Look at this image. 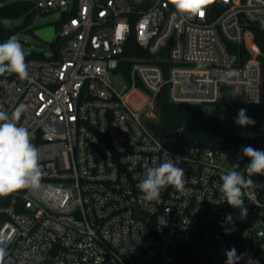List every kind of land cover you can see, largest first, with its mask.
Masks as SVG:
<instances>
[{
  "label": "built area",
  "instance_id": "2783aa9c",
  "mask_svg": "<svg viewBox=\"0 0 264 264\" xmlns=\"http://www.w3.org/2000/svg\"><path fill=\"white\" fill-rule=\"evenodd\" d=\"M33 1L38 15L61 14L53 51L26 55L27 80L0 76V107L28 105L17 123L32 134L43 177L38 190L0 196L3 264H183L194 228L208 264H226L232 248L264 251V176L245 190L246 216L218 190L235 165L247 175L249 158L198 145L178 154L148 126L163 90L172 103H260L264 53L252 28L264 30V0H214L203 20L171 0ZM131 35L141 53L126 57ZM219 111L233 120L226 105ZM177 156L189 191L168 186L158 202L142 200L146 166Z\"/></svg>",
  "mask_w": 264,
  "mask_h": 264
},
{
  "label": "clouds",
  "instance_id": "9594fccd",
  "mask_svg": "<svg viewBox=\"0 0 264 264\" xmlns=\"http://www.w3.org/2000/svg\"><path fill=\"white\" fill-rule=\"evenodd\" d=\"M176 12L191 18L203 20L214 0H171ZM23 45L15 35L0 43V76L15 74L21 80L29 79L28 63ZM28 105H18L10 114L0 107V196H5L19 190H38L41 187L43 172L40 165L39 149L31 143L32 134L23 125L18 124L21 116L27 112ZM235 123L240 127L254 125L255 121L246 115V109L238 111ZM243 155L249 158L244 175L235 165L232 170L221 176L222 183L218 190L223 195L224 202L240 210L242 216L247 215L244 206L246 189L255 187L253 176H264V151L246 146ZM167 153V152H166ZM168 154V153H167ZM182 157L169 159L157 166L148 167L137 188L143 194L141 199L148 202H158L161 192L172 186L178 192H187L185 188V170L178 165ZM232 216L226 217L231 222ZM223 226V225H222ZM7 255L6 248L0 245V264ZM226 264H237L244 255L237 256L235 248L226 250ZM248 264H259V261L248 257Z\"/></svg>",
  "mask_w": 264,
  "mask_h": 264
},
{
  "label": "trees",
  "instance_id": "16d2710c",
  "mask_svg": "<svg viewBox=\"0 0 264 264\" xmlns=\"http://www.w3.org/2000/svg\"><path fill=\"white\" fill-rule=\"evenodd\" d=\"M38 15V8L33 0H0V21L1 37L7 40L17 34L24 26L30 24ZM22 17L24 19L21 25H6L5 20H13ZM54 23V22H53ZM51 23V24H53ZM254 40L264 53V30L252 28ZM135 37L131 35L125 45L124 56L131 57L140 55L141 49L136 44ZM32 55V54H27ZM263 68V89L259 104L240 105L225 98L216 106L213 104H180L172 103L167 93L163 90L157 97L155 117L148 121L149 128L158 136L167 146L178 154H186L193 146H204L224 151L229 156L235 158L238 154L243 155L242 149L251 146L254 149L264 151V55L261 57ZM132 62L122 60L120 70L128 73ZM226 105L233 112V120L228 121L220 114V106ZM246 109V115L255 121L254 125H249L256 131V137L253 139L239 138L228 133L233 127H240L235 123L238 111ZM246 128V127H244ZM246 254L238 260L239 264H248V257L264 264V251L245 253L238 251L237 256ZM183 264H208V244L200 229L194 228L192 235L183 248Z\"/></svg>",
  "mask_w": 264,
  "mask_h": 264
},
{
  "label": "rangeland",
  "instance_id": "374dc122",
  "mask_svg": "<svg viewBox=\"0 0 264 264\" xmlns=\"http://www.w3.org/2000/svg\"><path fill=\"white\" fill-rule=\"evenodd\" d=\"M60 15L61 14L58 11H51L36 15V18H34L30 24L24 26L22 30H19L17 34H15L17 39L23 45L26 54H37L40 57H44V55H51L53 51L52 47L35 34V30L39 27L55 22V20L60 19ZM23 22L24 19L22 17L4 21L6 25H21ZM111 78L113 85L118 89H121L126 82L124 77L120 74L112 75ZM244 166L246 167V165Z\"/></svg>",
  "mask_w": 264,
  "mask_h": 264
},
{
  "label": "water",
  "instance_id": "95a60500",
  "mask_svg": "<svg viewBox=\"0 0 264 264\" xmlns=\"http://www.w3.org/2000/svg\"><path fill=\"white\" fill-rule=\"evenodd\" d=\"M104 2V0H102ZM213 19L216 16V10L213 8ZM56 31V27L53 24H47L43 27H39L35 30V34H37L40 38H42L46 42H52L54 39ZM166 53V52H165ZM228 133L238 136L239 138L244 139H253L256 137V131L253 129H245L242 127H233L228 130Z\"/></svg>",
  "mask_w": 264,
  "mask_h": 264
}]
</instances>
